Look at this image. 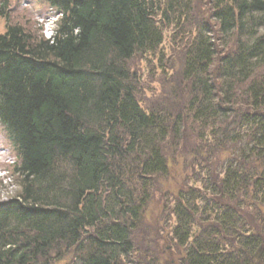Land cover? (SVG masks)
Here are the masks:
<instances>
[{
  "label": "trees",
  "instance_id": "16d2710c",
  "mask_svg": "<svg viewBox=\"0 0 264 264\" xmlns=\"http://www.w3.org/2000/svg\"><path fill=\"white\" fill-rule=\"evenodd\" d=\"M48 1L61 14L51 39L0 33V123L22 181L0 202V264H49L65 249L78 264H136L134 231L190 120L174 246L150 264H178L174 248L179 264H264V0H214L215 23L187 45L190 97L176 113L141 105L128 64L156 52L163 23L194 24L192 0Z\"/></svg>",
  "mask_w": 264,
  "mask_h": 264
},
{
  "label": "rangeland",
  "instance_id": "374dc122",
  "mask_svg": "<svg viewBox=\"0 0 264 264\" xmlns=\"http://www.w3.org/2000/svg\"><path fill=\"white\" fill-rule=\"evenodd\" d=\"M213 2L214 0H192L194 11L191 17L194 24L189 23L183 31H178H182L181 33H178L174 24L163 23L161 26L163 43L156 52L137 53L130 60L128 64L130 72L132 75L135 74L138 80L137 98L145 109L153 107L159 110L170 107L173 109L171 111L176 113L187 108L190 92L188 93V85L183 79L186 49L198 34V27L208 22L215 23L212 20ZM3 15H7V18ZM58 18L61 17L49 5L48 0H0V33H5L7 25L13 24L22 26L33 37L51 39ZM159 18L164 20L161 14L158 15ZM188 125L192 129L191 136L185 141H177L176 152L171 145L169 146L173 151L171 155L175 154L176 157L171 162L169 175L157 178L156 185L150 189V201L139 227L134 231L136 254L140 257L137 256L136 264H150L154 252L158 254L174 246L171 231L175 220L170 215L172 205L170 201L184 184L187 174L190 175L192 171V169L187 171L190 168L186 160L194 158L190 150L198 141L196 135L199 128L191 120ZM210 133V129L206 130L203 140L208 138L210 142L212 138ZM190 140L191 143L188 142ZM222 155L221 153L213 155L215 163L217 159L223 161ZM17 163L19 160L15 150L0 123V202L8 201L21 191V175L14 169ZM63 252L60 256L52 252L49 264H78L74 249H65ZM181 253V250L174 248V253H168L166 257L174 259L179 264ZM157 258L162 261L165 257L160 254Z\"/></svg>",
  "mask_w": 264,
  "mask_h": 264
},
{
  "label": "bare ground",
  "instance_id": "6f19581e",
  "mask_svg": "<svg viewBox=\"0 0 264 264\" xmlns=\"http://www.w3.org/2000/svg\"><path fill=\"white\" fill-rule=\"evenodd\" d=\"M57 12V11H56ZM57 14H58V16H60L61 17V14L59 13V12H57Z\"/></svg>",
  "mask_w": 264,
  "mask_h": 264
}]
</instances>
